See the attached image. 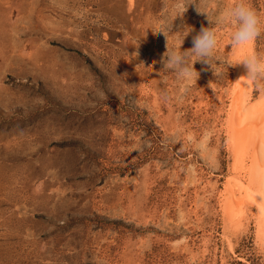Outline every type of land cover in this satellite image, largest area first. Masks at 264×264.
<instances>
[{
    "label": "rangeland",
    "instance_id": "obj_1",
    "mask_svg": "<svg viewBox=\"0 0 264 264\" xmlns=\"http://www.w3.org/2000/svg\"><path fill=\"white\" fill-rule=\"evenodd\" d=\"M229 3L0 0V264H264L258 210L230 218L223 201L238 65L217 79L196 62L186 88L161 71L167 37L193 26L191 48Z\"/></svg>",
    "mask_w": 264,
    "mask_h": 264
},
{
    "label": "clouds",
    "instance_id": "obj_2",
    "mask_svg": "<svg viewBox=\"0 0 264 264\" xmlns=\"http://www.w3.org/2000/svg\"><path fill=\"white\" fill-rule=\"evenodd\" d=\"M197 9L200 12L198 6ZM206 14L210 24L202 26L199 32L192 36V47L188 49H182V45L185 38L193 33V26L184 25L180 31L175 32L180 36V42L172 47H169L167 35L157 29L167 37V50L161 58V71L171 70L181 86L186 88L194 80L197 82L200 77V71L195 68L196 62L210 66L217 79L222 77L225 71H229V66L243 65L246 74L242 77L246 78L247 82H254L257 86L264 84V54L258 53L253 47L254 41L264 33V17L257 13L250 0H235V3L225 5L215 17ZM220 26H227L230 29V53L235 54L226 61L219 60L215 55ZM141 46L137 44V47ZM140 53L136 51L134 58ZM134 70L146 73L144 61L136 63ZM212 83L210 82V86Z\"/></svg>",
    "mask_w": 264,
    "mask_h": 264
},
{
    "label": "bare ground",
    "instance_id": "obj_3",
    "mask_svg": "<svg viewBox=\"0 0 264 264\" xmlns=\"http://www.w3.org/2000/svg\"><path fill=\"white\" fill-rule=\"evenodd\" d=\"M236 71L228 130L237 176L229 182L223 201L229 205L225 211H229L230 218L240 215L249 205L256 207L260 216L259 229H264V99L251 106V83L242 77L246 74L245 68L238 65Z\"/></svg>",
    "mask_w": 264,
    "mask_h": 264
}]
</instances>
